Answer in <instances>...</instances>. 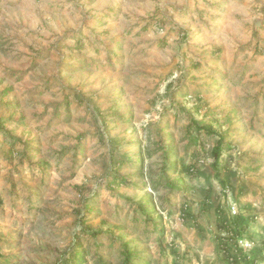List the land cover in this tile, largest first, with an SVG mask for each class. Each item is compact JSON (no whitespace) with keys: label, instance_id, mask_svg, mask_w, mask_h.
<instances>
[{"label":"rangeland","instance_id":"rangeland-1","mask_svg":"<svg viewBox=\"0 0 264 264\" xmlns=\"http://www.w3.org/2000/svg\"><path fill=\"white\" fill-rule=\"evenodd\" d=\"M219 240L264 264V0H0V264Z\"/></svg>","mask_w":264,"mask_h":264},{"label":"trees","instance_id":"trees-1","mask_svg":"<svg viewBox=\"0 0 264 264\" xmlns=\"http://www.w3.org/2000/svg\"><path fill=\"white\" fill-rule=\"evenodd\" d=\"M193 126L196 127V130L198 131H201V130H204L206 131L207 133L209 134H215L216 131L213 130L212 127H209V126H204V127H199L196 123H193ZM223 143H224V139L221 137L218 142H217V145L216 147L214 148L213 150V156L215 158V168L217 169V166L219 165V162H220V159H221V155L223 153V150H224V146H223ZM118 184H127L128 185V182L125 180V178L121 177V176H118L117 178V181H116ZM173 189H177L179 188V186H171ZM236 223V222H235ZM227 221L226 220H223L222 223H221V228L223 229H227ZM156 229H158L156 227ZM233 229H230V231H232ZM234 231V230H233ZM162 233V231L160 232ZM220 242V245H222L223 247V250H224V254H225V259L227 260L228 264H244L245 262L247 263V257L246 256H241L242 254L241 253H238V254H235L233 253L228 245L222 240H219ZM132 255L128 253V260H127V263L130 261ZM76 258L78 259V263L80 264H83V260H82V253H79ZM245 261V262H244ZM252 264H255V260L253 262H251Z\"/></svg>","mask_w":264,"mask_h":264}]
</instances>
